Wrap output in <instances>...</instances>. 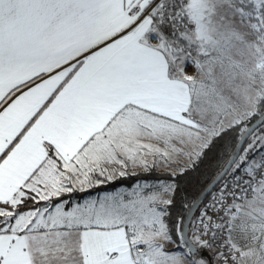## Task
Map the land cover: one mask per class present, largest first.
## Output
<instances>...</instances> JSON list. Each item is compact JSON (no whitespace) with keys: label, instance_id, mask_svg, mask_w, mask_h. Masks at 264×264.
<instances>
[{"label":"snow or ice","instance_id":"6c2138e0","mask_svg":"<svg viewBox=\"0 0 264 264\" xmlns=\"http://www.w3.org/2000/svg\"><path fill=\"white\" fill-rule=\"evenodd\" d=\"M0 264H264V0H0Z\"/></svg>","mask_w":264,"mask_h":264},{"label":"trees","instance_id":"16d2710c","mask_svg":"<svg viewBox=\"0 0 264 264\" xmlns=\"http://www.w3.org/2000/svg\"><path fill=\"white\" fill-rule=\"evenodd\" d=\"M255 121L254 119L253 122ZM239 140V130L228 131V133L224 135L223 138L219 139L215 143V146L200 161L185 171L183 175L175 177L179 186L177 209L180 207L182 198L187 197L188 200H191L206 188L217 172L220 171L221 166L227 163L229 153L236 148ZM244 147H246V144ZM157 175L159 174H153L149 181H156ZM135 182V177H129L124 181L115 182V186L110 184L109 188L129 187Z\"/></svg>","mask_w":264,"mask_h":264},{"label":"rangeland","instance_id":"374dc122","mask_svg":"<svg viewBox=\"0 0 264 264\" xmlns=\"http://www.w3.org/2000/svg\"><path fill=\"white\" fill-rule=\"evenodd\" d=\"M142 182V181H141ZM150 183H156L157 181H154V180H151V181H149ZM123 187H125V186H123ZM118 188H120V187H118ZM118 188H113V189H111V188H109V185H107V186H105L103 189H97V190H94L93 191V195H96L97 193H100V194H102V192L103 191H105V190H107V191H114V190H117ZM126 188V187H125Z\"/></svg>","mask_w":264,"mask_h":264},{"label":"water","instance_id":"95a60500","mask_svg":"<svg viewBox=\"0 0 264 264\" xmlns=\"http://www.w3.org/2000/svg\"><path fill=\"white\" fill-rule=\"evenodd\" d=\"M258 122H259V121L256 120L255 122H253V123L250 125V127L255 126V124H257ZM244 145H245V144H243V142H242L241 140H239V142H238L236 148H238V147H244Z\"/></svg>","mask_w":264,"mask_h":264}]
</instances>
